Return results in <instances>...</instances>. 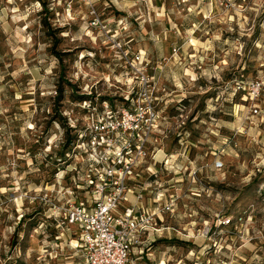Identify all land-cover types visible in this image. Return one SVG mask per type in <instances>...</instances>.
Returning a JSON list of instances; mask_svg holds the SVG:
<instances>
[{
    "label": "rangeland",
    "instance_id": "374dc122",
    "mask_svg": "<svg viewBox=\"0 0 264 264\" xmlns=\"http://www.w3.org/2000/svg\"><path fill=\"white\" fill-rule=\"evenodd\" d=\"M144 74L165 123L136 188L174 206L132 260L264 264V0H0V264H83L64 213L85 156L65 143L94 103L76 101Z\"/></svg>",
    "mask_w": 264,
    "mask_h": 264
},
{
    "label": "built area",
    "instance_id": "2783aa9c",
    "mask_svg": "<svg viewBox=\"0 0 264 264\" xmlns=\"http://www.w3.org/2000/svg\"><path fill=\"white\" fill-rule=\"evenodd\" d=\"M129 64L132 67V61ZM126 86L119 97L113 93L94 103L89 121L78 130L71 147L75 155L85 156L84 174L79 166L73 169L83 180L78 182L74 174L70 178L75 186L69 191L71 199L64 214L83 250V264H135L132 254L144 255L151 246L150 236H160L165 230L160 215L173 211V203L166 207L126 205L131 194L143 199L137 183L142 172L151 169V150L160 139L157 129L165 123L157 109L154 79L144 74L138 85L129 82ZM85 188L90 194L79 197L87 192Z\"/></svg>",
    "mask_w": 264,
    "mask_h": 264
},
{
    "label": "trees",
    "instance_id": "16d2710c",
    "mask_svg": "<svg viewBox=\"0 0 264 264\" xmlns=\"http://www.w3.org/2000/svg\"><path fill=\"white\" fill-rule=\"evenodd\" d=\"M85 96L86 95H82L81 96V98H85ZM108 98V96H103V97H100V96H96L95 94H93V93H91L90 95H87V98H85V99H80V100H78V101H76V103H78L79 105H81L83 102H86V101H90L91 103H99L98 102V100L99 101H101V100H103V99H107ZM121 100H123V99H121ZM128 102V101H127ZM71 122V121H70ZM68 126H69V124H68ZM80 128H82V125H80V123L78 124V127H72L71 125L68 127V130L70 131V133L71 132H74V134H73V136H71L70 138H67V140H66V143H65V146L67 145L68 147H67V149H68V152H69V150H70V148L72 147V144H73V142L76 140V138L78 137V130L80 129ZM67 130V131H68ZM81 163H82V161H81ZM78 164V163H77ZM80 166H82V165H80ZM79 171H80V174H84L83 172H84V169L83 168H79ZM74 174V176H79V174H75V172L73 173ZM72 174V175H73ZM72 175H70V177L69 178H71L72 177ZM72 187H74V186H72Z\"/></svg>",
    "mask_w": 264,
    "mask_h": 264
},
{
    "label": "crops",
    "instance_id": "0c3cea01",
    "mask_svg": "<svg viewBox=\"0 0 264 264\" xmlns=\"http://www.w3.org/2000/svg\"><path fill=\"white\" fill-rule=\"evenodd\" d=\"M137 193H139L138 191H137ZM141 194H143L142 192H141ZM132 197H135V198H137V195H136V193L135 194H131V195H129V201L126 203V205H128V206H136V207H143V206H147L148 207V205H145L144 203H143V200H144V198L142 199V200H136V199H134L133 200V202H132ZM148 255V254H147Z\"/></svg>",
    "mask_w": 264,
    "mask_h": 264
}]
</instances>
